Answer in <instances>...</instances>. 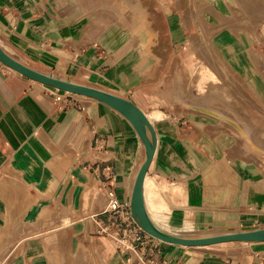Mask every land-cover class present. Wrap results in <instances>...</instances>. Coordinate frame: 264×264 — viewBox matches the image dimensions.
I'll return each instance as SVG.
<instances>
[{"label": "crops", "instance_id": "obj_1", "mask_svg": "<svg viewBox=\"0 0 264 264\" xmlns=\"http://www.w3.org/2000/svg\"><path fill=\"white\" fill-rule=\"evenodd\" d=\"M62 1L52 0L47 7L45 0H0V39L21 56L20 61L31 67L29 63L36 64L39 71L43 67L49 68V73L66 72L74 78L71 81L90 85L81 80V72L96 70L95 79L108 80L97 71L107 66L102 44L82 52L71 48V59L50 50L60 49L65 38ZM151 19L160 34L154 17ZM159 39H153L158 45L152 51L162 55L163 41ZM47 53L57 57L51 59L53 65L44 61ZM239 53L237 60L249 59L246 52ZM74 63L77 72L69 68ZM256 66L261 70L252 75L261 79L252 80L255 101H251L264 109V57ZM136 87L117 84L114 89L102 90L131 100L146 114L156 109L164 114L150 119L157 148L145 178L144 198L152 221L153 183L162 182L184 189L182 199L178 193L175 198L165 193L167 224L176 232L263 228L264 175L250 162L231 160L232 143L238 136L221 125L249 136L253 122L201 104L191 106L195 112L176 116L174 110L162 107L168 105L165 98L154 95L152 106L151 93H144L149 94L148 100L134 90ZM69 101L63 94L58 102L57 94L45 84L0 64V264H130L128 254L122 253L113 239L98 233L95 220L103 212L102 202L91 195L94 183L107 181L115 186L118 199L131 207L136 177L146 158L145 146L133 124L112 106L94 98L76 105ZM203 107L212 109L213 114L199 110ZM148 134L152 139L150 131ZM227 141L229 146H225ZM255 146L260 154L244 153L263 163L264 150ZM92 158L98 161L102 181L93 172ZM71 190L85 212L79 220L61 225L58 211L66 202L63 196ZM225 244V249L201 252L161 241L160 258L169 264H264V241L217 245Z\"/></svg>", "mask_w": 264, "mask_h": 264}, {"label": "rangeland", "instance_id": "obj_2", "mask_svg": "<svg viewBox=\"0 0 264 264\" xmlns=\"http://www.w3.org/2000/svg\"><path fill=\"white\" fill-rule=\"evenodd\" d=\"M62 2L61 29L65 38L60 49L50 48V50L55 51L54 54L60 51L67 59H71L73 57L71 48L82 52L89 46L102 44L105 47L104 62L107 66L102 71H97L101 77L107 76L108 80L95 79L93 74L96 70H84L81 72L83 82L98 89L110 90L117 84L128 85L129 88L136 85L134 90L143 98L149 100V94L144 93H151L150 97L153 98H150L149 102L152 106H155L152 101L154 95L165 98L168 105L162 107L174 110L176 116L195 112L196 110L191 106L201 104L228 115L237 113V116L248 117V120L253 122L249 125L252 132L249 135L250 139L264 150V109L251 101H255L251 91L252 80L261 79L260 75L252 74L261 70L256 65L261 57H264V0H63ZM45 3L50 7L52 0H45ZM144 9L152 10L155 23L161 29L160 34L149 33L145 28L139 29L144 24L141 20ZM159 36L163 41L160 45L162 55H157L151 48L158 45L153 39L160 40ZM192 48L194 53H189ZM239 52H246L249 59L237 60L236 57L240 56ZM166 55L170 58L164 59ZM16 56L21 57L19 54ZM45 57L44 61L49 65H53L51 59H57L50 53ZM201 61H208L218 76L216 83L210 82L205 86L206 92L202 95L194 88L193 77L189 71V65L195 68V64ZM29 64L36 67V64ZM2 66L5 67L4 64ZM69 68L71 71L79 70L75 63L71 66L69 64ZM5 69L12 71L6 67ZM39 69L45 73L51 72L49 68L39 67ZM246 70L249 75H245ZM53 74L68 80L74 79L66 75V72L55 71ZM46 87L57 94L58 102H61L63 94L70 95L69 102L74 105L93 100L49 85ZM221 125L223 128L235 131L238 136V139L232 143L235 145L234 152L230 156L231 160L236 158L245 163L250 162L249 164L255 165L261 175H264V162L244 153V151L250 152L251 146L240 142L243 135H239V131L230 125L225 123ZM243 126L247 125L243 123ZM228 143L229 141L225 146H229ZM64 196L63 200L66 198V195ZM92 197L95 201L102 202L100 209L104 211L107 207V196L101 185L94 183ZM82 208V202H77L76 205L63 202L60 206L61 225L79 220L85 212L81 210ZM227 231L231 229L215 228L205 232H191L188 235ZM178 235L187 234L178 232ZM227 245L201 246L193 249L201 252H216L225 249Z\"/></svg>", "mask_w": 264, "mask_h": 264}, {"label": "water", "instance_id": "obj_3", "mask_svg": "<svg viewBox=\"0 0 264 264\" xmlns=\"http://www.w3.org/2000/svg\"><path fill=\"white\" fill-rule=\"evenodd\" d=\"M0 63L6 64L14 68L18 73L41 82L43 84L52 86L54 88L69 91L76 94L87 95L98 101L106 103L121 114H123L136 129L139 138L143 142L146 149V158L141 165L138 175L136 177L133 195L131 200V210L133 215L139 220L140 224L153 236L163 242L183 245L189 247H201L206 245H213L222 242H263L264 241V227L263 228H246L243 230H231L225 234H219L211 237H184L168 234L160 230L153 223L149 216L145 205L144 198V183L146 175L149 171L157 148V134L155 128L148 118L147 114L138 107L131 100L122 96L113 94L111 92L98 89L92 86L73 82L68 79L56 77L53 73H43L17 58L10 55L0 45ZM148 130L151 132L152 139L149 137Z\"/></svg>", "mask_w": 264, "mask_h": 264}, {"label": "built area", "instance_id": "obj_4", "mask_svg": "<svg viewBox=\"0 0 264 264\" xmlns=\"http://www.w3.org/2000/svg\"><path fill=\"white\" fill-rule=\"evenodd\" d=\"M66 96L70 95L66 94ZM92 160L94 162L93 172L101 180L102 175L99 171L98 161L94 158ZM102 174L104 173L102 172ZM101 186L106 192L107 207L96 216L98 233L113 239L118 244L120 251L128 254L127 260L130 264H169L160 258L162 254L161 240L150 234L140 224L128 204L118 199L115 186L107 181H102ZM104 214L106 217L101 216Z\"/></svg>", "mask_w": 264, "mask_h": 264}, {"label": "bare ground", "instance_id": "obj_5", "mask_svg": "<svg viewBox=\"0 0 264 264\" xmlns=\"http://www.w3.org/2000/svg\"><path fill=\"white\" fill-rule=\"evenodd\" d=\"M242 2V1H240ZM257 8V7H255ZM254 9V8H252ZM241 12V11H240ZM142 15H143V27L145 28V31H149V33L155 34L158 33L159 30L157 28V26H152L151 21H152V15H151V11H149V9H144L142 11ZM186 27V26H185ZM110 37V35H109ZM199 38L202 39V36L199 35ZM114 41V40H113ZM161 42V41H160ZM160 44V43H159ZM0 45L13 57L17 58L20 60V57L16 56L18 53L12 48L10 47L8 44H6L5 42H3L0 39ZM151 48H156V46H151ZM195 48V47H194ZM158 50L160 51V47L158 48ZM189 53H194V49L192 48L191 50H189ZM200 58V57H199ZM200 61V60H199ZM4 66L12 71L17 72L14 68H12L9 65L4 64ZM34 68V67H32ZM36 69V68H35ZM189 71L191 76L193 77L192 82L194 81V88L197 90V92L199 94H203L204 92H206V88L205 86L210 83H216V79H218L217 73L214 69V67L208 62V61H201V62H197V64H195V68H191L189 65ZM43 72V71H41ZM45 73V72H43ZM49 74V73H46ZM55 75V74H54ZM56 77H59L57 75H55ZM61 78V77H59ZM63 78V77H62ZM64 79V78H63ZM188 86V84H187ZM190 88V87H189ZM188 88V89H189ZM190 91V90H189ZM69 92V91H67ZM205 94V93H204ZM86 97H89L87 95H83ZM91 98V97H90ZM203 112H207L209 114H213V110L209 109V108H201L199 109ZM164 114L159 110L156 109L154 112H150L149 114H147L149 119H154V118H158V117H162ZM242 139H241V143H246L249 144V146H251V151L253 154L258 155L261 153L260 149L257 148L255 146V144L250 140L249 136L247 135L246 132H242ZM263 136V135H261ZM262 138V137H261ZM255 146V147H254ZM248 147V146H247ZM63 155V154H62ZM66 160V159H65ZM67 162V161H66ZM53 164V163H52ZM53 167V166H52ZM33 183V182H32ZM153 192L152 195L154 198H156L155 203H151V205L149 206V211L151 212V214L153 215L154 219H153V223L155 224V226H157L160 230L171 234V235H175V236H179L178 232H176L175 230H173L168 224H167V203L165 201V193H171L172 196L175 198V194H179V197L182 199L184 197V189L182 188L181 185H177L175 183H162V182H156L153 183ZM85 200V199H84ZM32 202V201H31ZM66 202L67 203H72L74 205L77 204L78 199L76 196V192L74 190H71L69 192V194L66 197ZM59 205V204H58ZM61 206V205H60ZM48 208V207H47ZM57 208V207H56ZM43 209V208H42ZM54 209V208H52ZM60 209V208H59ZM50 210V209H48ZM61 210V209H60ZM67 210V209H66ZM56 212V211H55ZM60 212V211H58ZM45 213V211H44ZM57 213V212H56ZM43 214V213H41ZM68 218V217H67ZM66 218V219H67ZM189 228L186 227V230H188ZM228 233L227 232H219V233H207V234H200V235H196L194 237H211V236H215V235H219V234H225ZM183 235V234H182ZM188 235V234H187ZM223 243H227V242H222L220 244ZM219 244V243H218ZM214 245V244H213ZM217 245V244H216ZM206 246H210V245H206Z\"/></svg>", "mask_w": 264, "mask_h": 264}]
</instances>
